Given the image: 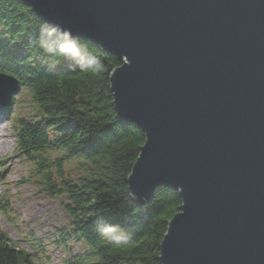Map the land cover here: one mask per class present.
I'll list each match as a JSON object with an SVG mask.
<instances>
[{"label": "water", "instance_id": "obj_1", "mask_svg": "<svg viewBox=\"0 0 264 264\" xmlns=\"http://www.w3.org/2000/svg\"><path fill=\"white\" fill-rule=\"evenodd\" d=\"M20 1L121 58L114 109L145 137L128 193L181 199L160 263L264 264V0ZM19 90L0 72V112Z\"/></svg>", "mask_w": 264, "mask_h": 264}, {"label": "trees", "instance_id": "obj_2", "mask_svg": "<svg viewBox=\"0 0 264 264\" xmlns=\"http://www.w3.org/2000/svg\"><path fill=\"white\" fill-rule=\"evenodd\" d=\"M43 20L20 0H0V27L24 49L32 63L8 59L0 47V72L14 76L27 89L40 113L37 123L11 115L13 154L31 166L49 196L64 197V213L70 233L90 249V261L72 264H161L159 247L168 222L178 213L177 190L159 186L142 203L132 201L127 177L145 142L143 132L116 113L109 75L122 64L120 57L105 52L90 39L77 37L100 58L99 75L66 66L49 68L41 59L35 39ZM67 59L58 58L57 60ZM53 134V135H51ZM56 153L50 159L48 154ZM75 160L81 175L72 178L64 167ZM0 209L8 212L3 199ZM118 226L115 234L100 235L98 226ZM113 235L120 236L116 241ZM35 264L31 254L19 250L0 232V264Z\"/></svg>", "mask_w": 264, "mask_h": 264}, {"label": "rangeland", "instance_id": "obj_3", "mask_svg": "<svg viewBox=\"0 0 264 264\" xmlns=\"http://www.w3.org/2000/svg\"><path fill=\"white\" fill-rule=\"evenodd\" d=\"M0 47L9 60L16 59L22 65L35 61L1 27ZM66 66L75 64L69 59L56 60L52 69ZM11 115L33 123L41 119L24 87L14 96ZM13 150L11 122L0 112V199L8 208V212L0 209V232L5 233L16 248L31 254L35 264L89 262L90 249L70 233L69 218L62 209L65 198L43 192L38 179L30 174L31 166L15 156ZM48 156L54 159L58 154ZM64 169L72 178L81 175L75 160Z\"/></svg>", "mask_w": 264, "mask_h": 264}, {"label": "clouds", "instance_id": "obj_4", "mask_svg": "<svg viewBox=\"0 0 264 264\" xmlns=\"http://www.w3.org/2000/svg\"><path fill=\"white\" fill-rule=\"evenodd\" d=\"M35 46L41 54V59L49 68H53L55 61L62 57L73 61L75 66L93 75H99L104 71L100 58L91 53L77 37H74L70 29L59 23L43 21L38 29ZM118 230L116 225L98 226V231L103 237L115 234ZM113 239L119 241L121 237L113 235Z\"/></svg>", "mask_w": 264, "mask_h": 264}]
</instances>
